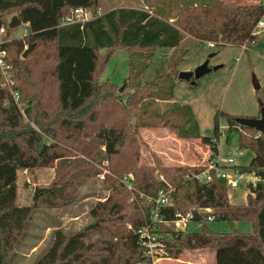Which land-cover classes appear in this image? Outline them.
Returning a JSON list of instances; mask_svg holds the SVG:
<instances>
[{
  "label": "trees",
  "instance_id": "1",
  "mask_svg": "<svg viewBox=\"0 0 264 264\" xmlns=\"http://www.w3.org/2000/svg\"><path fill=\"white\" fill-rule=\"evenodd\" d=\"M163 1L165 7L159 0H154L149 4L150 9L119 7L102 12L99 0H0V28L4 27L9 34L4 46L23 109L14 101L10 90L2 87L0 75V264L11 263L10 253L25 238L38 201L60 199L55 189L57 184H53L48 188H37L32 205H18V170L48 167L55 160L69 155L64 146L51 142L49 136L53 139L57 136L54 128L57 121L58 128L75 127L83 132L85 119L93 123L102 120L94 137L104 144L105 150H101V155L97 154L94 159L101 161L105 157L110 169L120 176V180L114 182L119 194L98 202L92 208L94 222L86 228L75 232L56 229L51 246L35 264L146 263L137 231L147 224L155 209V202L147 198L156 199L161 190L168 193L170 201L160 210V216L165 220H175L176 213L210 208L214 219L228 220L233 224L246 220L254 227L250 233L214 232L205 224L206 214L199 220L202 223L199 232L174 233L162 226L164 232L172 233L167 239L168 253L172 258L178 259L185 250L209 249L215 251L216 264H264V138L258 131L239 125L235 116L224 112L216 114L211 136H202L198 125L189 132L180 129L183 136L200 139L201 143L209 146V158H215L219 154V141L223 134L220 118L225 117L228 126L226 141L229 142L230 134L236 132L241 150L253 151L249 165L236 167L241 173H254L260 181L256 186L247 184L250 189L247 204L234 205L230 201L225 178L203 181L197 176L205 166L160 165L158 174L154 168L139 165L141 141L137 128L129 122L131 105L121 106L115 119L98 108L100 100H115L120 96L115 90L118 85L101 80L115 48L152 51L167 47L177 50L183 42L195 41L202 44L212 42L214 47H264V31L257 34L256 29L264 14V3L257 0ZM78 7L90 10L93 18L84 23L63 24L71 10ZM11 12L7 20L3 14ZM21 26L25 27L24 35L14 37L13 33ZM27 43H35V48L23 58ZM46 45L54 48L51 58L60 106L56 117L49 105L44 104L40 93H35L37 81L30 76V69L40 58L38 51ZM188 48L185 46L180 57L171 62L166 74L159 69L153 79L144 84L141 78L145 66H137L139 60L135 62L131 56L130 76L124 85L129 83L139 93V98L152 97L171 102L175 80H183L179 78L177 67L184 60ZM102 51L105 55L103 67ZM143 57L151 55L143 53L140 59ZM197 81L191 85H198ZM28 88L29 91L26 90ZM262 89L260 99L264 102ZM167 113L166 108L163 117L169 120L177 110H174V115ZM64 114L85 116L73 123L72 118L66 120ZM27 115L37 127L24 122ZM73 139L72 134H67V142L61 140L70 147ZM114 159L120 167L114 166ZM129 173H132L133 194L143 193L144 198L130 201L131 191L123 180ZM92 231L100 235L95 241L91 237Z\"/></svg>",
  "mask_w": 264,
  "mask_h": 264
},
{
  "label": "rangeland",
  "instance_id": "2",
  "mask_svg": "<svg viewBox=\"0 0 264 264\" xmlns=\"http://www.w3.org/2000/svg\"><path fill=\"white\" fill-rule=\"evenodd\" d=\"M99 2L100 11L104 12L119 7L150 9L149 4L154 0H99ZM159 2L163 4L162 7H165L166 3L164 4L163 0H159ZM182 2L201 3L202 0H182ZM3 15L8 20L12 12ZM263 31L264 28L259 29L257 34ZM24 33L25 27L21 26L13 35L22 37ZM185 46L189 47L188 52L184 60L179 63L178 71L195 70L206 60H209L211 67H221L200 78L196 86H192L187 81L175 80L173 100L169 103L152 97L139 95V98L137 96L139 93L129 83L127 86L124 85L130 76L129 59L131 56L133 61L139 60L137 66L141 64L145 66L141 78V82L144 84L146 81L152 80L159 69L163 70V74H166L171 62L180 57ZM27 48L28 43L25 49ZM53 50L52 45H46L38 51L40 58L37 64L30 69V76L37 81L36 87H34V89L36 88L35 93H40L42 101L49 105L52 115L56 117L60 106L57 97L58 85L53 74V59L51 58ZM143 53L151 55V57L140 59V55ZM212 53L216 54L210 57ZM102 54L103 67L105 65L103 51ZM254 77L261 84L259 90L254 86ZM101 80L118 85L115 90H118L120 94V96H116L115 100L110 98L100 100L98 108L101 112L109 113L115 119L120 114L121 106L131 105L129 122L137 128L141 141L139 165L145 164L154 168L156 173L159 172L160 165L167 167L206 166L207 163L204 162L210 156L209 146L201 143L200 139L183 136L180 129L189 132L198 125L199 133L202 136H211L214 134V118L217 113L224 112L235 117L258 115L260 113L259 99L263 93L262 88H264V47H249L248 49L236 46L211 47L207 42L202 44L195 41L193 43L183 42L177 50L167 47H159L152 51H127L123 48H115ZM26 90L29 91V88ZM166 108L168 113L172 112L171 115H174V110H177V114L168 120L163 117V111ZM83 115L85 116V114L73 116L64 114L63 116L66 120L72 118V122L76 123L83 118ZM106 117L108 118L109 115ZM85 120L86 127L83 132L75 127L58 128V121L54 125L57 136L54 139L49 136L50 140L64 146L69 155L55 160L48 167L18 170V205H32L35 190L48 188L53 184H57L55 189L60 199L52 202L43 199L38 201V208L28 225L25 238L10 253V264H35L51 246L53 233L56 229L61 228L66 232H75L86 228L94 222L91 216L92 208L100 201L118 196L119 190H116L114 182L119 181L120 176L118 177L110 169L109 161L105 157L101 161L94 159L97 154L102 152L101 150H105L104 144H100L94 137L102 120L97 123L90 122L89 119ZM24 122L37 127L29 115L25 116ZM227 127L226 118L221 117L220 128L223 134L220 136L218 154L221 163H224L230 154L241 150L239 136L236 132L230 134L229 142L226 141ZM67 134H72L74 138L72 145L67 143L70 147L64 144L67 142L65 140ZM243 152V155H235L236 164L247 166L254 154L250 149H243ZM113 161L114 166H121L117 163V159ZM105 170H109L110 173ZM228 193L232 204L245 205L250 189L241 182L235 188L228 186ZM133 195L130 192V201ZM205 224L210 230L225 234L246 233L252 230V223L246 220H240L233 224L228 220L214 219L205 220ZM125 225L130 228L127 223ZM162 226L174 232L184 231L186 233L201 231L202 223L197 219H191L185 230H181V227L175 222L160 223V231L164 232ZM91 237L95 241L100 235L98 232L92 231ZM127 261L130 262L129 259ZM214 261V250L194 249L183 251L178 259L173 258L169 264H214Z\"/></svg>",
  "mask_w": 264,
  "mask_h": 264
},
{
  "label": "built area",
  "instance_id": "3",
  "mask_svg": "<svg viewBox=\"0 0 264 264\" xmlns=\"http://www.w3.org/2000/svg\"><path fill=\"white\" fill-rule=\"evenodd\" d=\"M257 1L264 3V0ZM92 18L93 13L90 10L78 7L71 10V12L64 18L63 24H73L78 22L84 23ZM263 28L264 14L258 21V24L256 26L257 31ZM13 36L17 37L16 35ZM13 36L10 37L13 38ZM7 37H9V34L7 33L6 29L4 27L0 28V75L2 76V87L10 90L14 101L23 111L22 105L20 103V93L16 89L14 71L12 69V65L8 62V51L4 46L8 41ZM209 46L214 47V44L211 42L209 43ZM243 48H245V46ZM238 154L243 155V150H240L239 152H235L234 154H230L229 156H227L226 161L224 163L220 162L219 155H217L215 158L209 159L205 166V170H203L197 176L203 181H210L214 177L225 178L227 180L228 186L233 188L237 187V185L241 182L256 186L257 183L260 181L258 176H256L254 173H241L237 169L236 166H238V164H236L235 155ZM105 171L110 173L109 170ZM131 178L132 175H128L125 176L123 180L126 183L128 189L132 192L134 185L131 182ZM141 198H144L143 193H134L133 198H131V200H138ZM147 199L148 201L152 202L153 200V202H155V209L153 214L150 216V220L147 222V224L139 228V230L137 231L139 243L144 250L145 257L147 258L146 263L139 264H169V262L173 259L168 253L167 243L168 236H170L171 233L169 234L160 231V223L170 224L171 222H175L181 227V230H185L188 228L189 221L191 219H196V212H198L202 216V218L206 214L207 220H214L215 218L210 208H199L190 210L186 213H176L175 220L168 221L160 216V210L162 206L167 205L170 202L168 193L161 190L156 199H153L152 197H148Z\"/></svg>",
  "mask_w": 264,
  "mask_h": 264
},
{
  "label": "water",
  "instance_id": "4",
  "mask_svg": "<svg viewBox=\"0 0 264 264\" xmlns=\"http://www.w3.org/2000/svg\"><path fill=\"white\" fill-rule=\"evenodd\" d=\"M35 48V43H30L28 45V48L25 49V51L22 54V57L25 58L28 56L29 53L33 51ZM216 53L210 54L211 56H214ZM221 66H214L211 67L209 65V60H206L203 64L199 65L195 70H183L179 72V78L189 81L191 84H195L196 81L203 76H205L207 73L211 72L212 70H217ZM254 86L257 90L261 89V84L259 80L254 77ZM259 105H260V116L258 117H235V121L241 125V126H246L249 128H253L258 133L260 136H263L264 138V102L259 99ZM196 219L201 220L202 216L196 212Z\"/></svg>",
  "mask_w": 264,
  "mask_h": 264
},
{
  "label": "crops",
  "instance_id": "5",
  "mask_svg": "<svg viewBox=\"0 0 264 264\" xmlns=\"http://www.w3.org/2000/svg\"><path fill=\"white\" fill-rule=\"evenodd\" d=\"M258 116H260V113H259L258 115H256L255 117H258ZM209 149H210V148H209ZM209 155H210V154H209ZM209 159H211V158H209ZM209 159L205 160L204 163H207ZM244 184H245V183H244ZM246 185H247V184H246ZM246 204H247V203H246ZM251 223H252V222H251ZM253 230H254V227H253V224H252V230H251L250 232H253ZM250 232H246V233H250ZM200 264H202V263H200ZM214 264H216L215 261H214Z\"/></svg>",
  "mask_w": 264,
  "mask_h": 264
}]
</instances>
